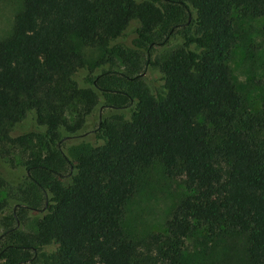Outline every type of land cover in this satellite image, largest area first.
<instances>
[{
  "label": "trees",
  "instance_id": "1",
  "mask_svg": "<svg viewBox=\"0 0 264 264\" xmlns=\"http://www.w3.org/2000/svg\"><path fill=\"white\" fill-rule=\"evenodd\" d=\"M248 16L264 0H23L0 40V214L37 217L5 223L0 264H180L202 226L246 234L264 264V111L227 64ZM154 161L185 193L133 239L124 205Z\"/></svg>",
  "mask_w": 264,
  "mask_h": 264
},
{
  "label": "rangeland",
  "instance_id": "2",
  "mask_svg": "<svg viewBox=\"0 0 264 264\" xmlns=\"http://www.w3.org/2000/svg\"><path fill=\"white\" fill-rule=\"evenodd\" d=\"M22 3L23 0H0V40L12 32L14 15L21 9ZM236 27V41L230 49L227 64L244 107L259 113L264 111V16L244 17L237 21ZM133 31L132 26L129 32L132 34ZM83 49L88 58L99 53L96 48ZM34 129L36 126L32 120L25 118L14 127L11 135ZM261 136L264 137V131ZM11 171V176L20 174L19 169ZM184 193L182 176H168L159 161L139 170L135 190L124 205L122 226L125 234L139 239L164 232L171 210ZM14 206L11 205V211ZM26 215L24 222L17 219V224L0 214V235L6 222L16 227L19 225L25 231L33 230L37 216L31 211H27ZM246 246L247 236L244 233L221 230L210 235L202 226L186 239L180 264H249Z\"/></svg>",
  "mask_w": 264,
  "mask_h": 264
},
{
  "label": "water",
  "instance_id": "3",
  "mask_svg": "<svg viewBox=\"0 0 264 264\" xmlns=\"http://www.w3.org/2000/svg\"><path fill=\"white\" fill-rule=\"evenodd\" d=\"M45 204H46V198H45ZM16 206H14V209H15ZM17 221V220H16ZM18 224V221L16 222Z\"/></svg>",
  "mask_w": 264,
  "mask_h": 264
}]
</instances>
